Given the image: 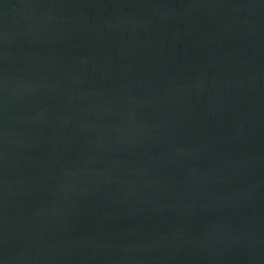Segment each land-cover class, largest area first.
I'll return each instance as SVG.
<instances>
[{
  "label": "water",
  "instance_id": "1",
  "mask_svg": "<svg viewBox=\"0 0 264 264\" xmlns=\"http://www.w3.org/2000/svg\"><path fill=\"white\" fill-rule=\"evenodd\" d=\"M0 264H264V0H0Z\"/></svg>",
  "mask_w": 264,
  "mask_h": 264
}]
</instances>
